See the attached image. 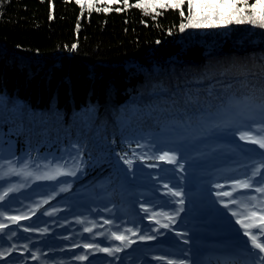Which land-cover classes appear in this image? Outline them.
<instances>
[{
    "label": "trees",
    "instance_id": "1",
    "mask_svg": "<svg viewBox=\"0 0 264 264\" xmlns=\"http://www.w3.org/2000/svg\"><path fill=\"white\" fill-rule=\"evenodd\" d=\"M152 2L0 0V196L8 192L0 206L13 205L16 194L35 197L38 210L58 198L96 196L112 216L142 228L141 202L163 200L168 180L264 151L240 139L264 135L259 122L222 112L218 99L250 97L239 112L264 99V29L181 32L180 9L134 6ZM248 70L256 75L242 74ZM190 95L201 105L186 103ZM226 121L231 126L216 127ZM164 152L183 170L156 159ZM55 168L76 175L45 178Z\"/></svg>",
    "mask_w": 264,
    "mask_h": 264
},
{
    "label": "rangeland",
    "instance_id": "2",
    "mask_svg": "<svg viewBox=\"0 0 264 264\" xmlns=\"http://www.w3.org/2000/svg\"><path fill=\"white\" fill-rule=\"evenodd\" d=\"M261 152L264 151L261 150L258 156L239 166L230 164L227 167L211 169L215 165L214 159L201 166L204 171L202 172L207 173V176L193 174V178L189 179L182 174L168 180V187L173 191H178L181 187L179 190L183 195L174 197L165 191L163 200L147 201L145 199L141 202L144 207L139 217L147 219L142 228L131 221L133 217L128 221L121 213L112 216L111 211L109 212L105 206L98 205L96 196L89 200H78V204L68 201L69 205L67 202L60 203L61 199L58 198L38 210L35 197L20 200L18 199L20 195L16 194L13 205L0 206V223L7 224V228L0 231V253L5 254V258L0 259V264H167V260H173L174 264H178L180 260H187L193 264L194 248L199 238L202 236L205 241L208 240L211 235L210 229L217 228L218 221L225 220V216L232 211L238 214L244 212L243 205L236 208L230 204L228 208H225L221 200L227 202L229 197H218L219 204L216 206L211 202V196L221 191H232L234 180L247 179L251 167L264 161ZM59 172L68 171L67 169L58 171V168H55L53 171L55 179L61 176ZM261 173L264 174V170ZM260 179V176L252 178L255 185L260 184ZM214 184L222 185V187L217 188ZM193 186L197 190L188 192ZM158 194L162 193L158 192ZM248 195L260 197V194L255 192H245L244 195H240L239 191L233 193V196L240 200H244ZM180 199L184 200L183 205L176 203ZM80 205L82 209H79ZM258 207H264V205H258ZM145 208L148 209L147 212ZM180 208L184 211L176 215V211ZM215 210L220 217L215 216ZM8 216H27L28 219L20 220L17 224L8 220ZM168 216L173 217L174 223L167 219ZM208 219L211 220L208 222ZM105 220L111 223L105 224ZM157 220L160 221L159 224L156 223ZM165 223L170 224L171 230L161 227ZM24 228L34 230L24 231ZM45 228L47 232L41 231ZM85 228H91L92 231L86 232ZM13 232L16 235H11ZM113 232L123 234L134 243L125 247L126 241L116 240L112 236ZM177 232L187 233V235L178 237ZM133 233L136 234L133 235ZM141 235L155 236V239L140 240ZM237 235L241 237L238 244L244 247L247 237L243 236L241 228H238ZM183 239H189L190 243L184 244ZM25 244L28 245V250L24 249ZM86 244H99L101 248L119 247L123 251L110 256L105 252L87 249L84 247ZM12 245H16L17 251L8 255L7 250ZM32 252H35L40 259H32ZM80 255H87L88 259H76ZM157 256L165 257V259H154Z\"/></svg>",
    "mask_w": 264,
    "mask_h": 264
},
{
    "label": "snow or ice",
    "instance_id": "3",
    "mask_svg": "<svg viewBox=\"0 0 264 264\" xmlns=\"http://www.w3.org/2000/svg\"><path fill=\"white\" fill-rule=\"evenodd\" d=\"M125 4L127 5V0H124ZM185 0H153L152 3H136L134 6L136 8H143L147 10L151 8L155 11L156 8L160 9H180V15L184 17L187 21L186 23H181L179 26V30L183 32L186 28H194V29H205V28H220V27H228L229 25H244L248 24L253 27H258L260 29H264V0H255V2L249 4L248 0H187V15L185 16V12L183 11V5ZM92 5L89 4V8ZM120 11V9H116ZM96 11H101V9H96ZM103 11H109L108 8H104ZM159 15V13H157ZM75 47V45H73ZM242 74L248 75L251 74L255 76L256 73L250 72H243ZM253 88L256 87V84L251 85ZM259 90L264 97V83L260 84ZM213 92L212 90L208 91V97H212ZM220 99L221 111L224 113L234 112L235 115L241 116L246 121H251L253 123L259 122L261 126V130H264V99L261 100V103L256 105L255 110H251L248 112H239L236 109L239 108V105L247 100L250 97H244L241 100L238 97L227 96ZM186 103L193 105V106H200L201 99L199 95L196 96H189ZM221 126H231L230 121H226L222 124H217L216 127ZM250 127V125H249ZM241 140H247L248 143L258 145L260 149H264V135H250L249 132H242L240 134ZM261 156H264V152H261ZM123 158V157H122ZM140 160H143L144 157H139ZM151 159V158H150ZM157 160L166 162L168 164H176L181 170H183V165L178 164L177 157L175 154H170L169 152H164L162 155L156 157ZM11 163V162H10ZM124 163L132 166V160L125 159ZM149 167H157L158 165L149 164ZM264 168V161L261 162L259 167H255L252 176L248 177L244 180H234L233 181V189L232 191H221L217 192L216 195L218 197H229L227 202L221 200L223 206L228 208L230 204L233 205H243L244 212L238 214L236 211H232V216L237 217L235 223L240 226L243 230V236L247 237V241L245 242L244 248L241 250L243 255L247 257V260L243 262V264H264V207H258V205H264V174L261 173V169ZM59 175H71L75 176V171H68V172H59ZM260 176V184L255 185L253 183L252 178ZM47 179H55L54 176L45 177ZM163 187L167 189V193L174 196L180 197L183 195L182 191H173L172 188H169L167 184H164ZM217 188L222 187V185H216ZM66 189H61V191H65ZM8 191H13V189H8ZM239 191L240 195H244L245 192H255L259 193L260 197L256 195H248L245 197L244 200L238 199V197H234L233 193ZM8 192L6 191L2 196H0V200L4 199V196H7ZM47 203V201H45ZM181 205L184 204V200L180 199L176 201ZM145 212L148 211L147 208L144 209ZM184 211L183 208H180L176 211V215L179 212ZM8 220L12 221L13 223H19L20 220L28 219L27 216H8ZM167 219L170 222L174 223L173 217L168 216ZM105 224L111 223L109 220L104 221ZM157 224L160 223L159 220L156 221ZM161 227L165 229L170 228L169 223L162 224ZM7 228V224L0 223V231H3ZM34 229L24 228V231H30ZM41 231L47 232V229H42ZM84 231L91 232V228H85ZM131 231V229H128ZM136 233H133L135 235ZM11 235H16L13 232ZM176 235L178 237H184L187 233L177 232ZM112 236L116 240L126 241L125 247L130 246V244L134 243V241L128 240L126 236L123 234H117L115 232L112 233ZM140 240H152L155 239V236H147L141 235ZM184 244H189V239H183ZM25 250H28V245L25 244ZM87 249H95L100 252H105L110 256H115L116 253L123 251L122 248H101L99 244H86L84 245ZM17 251L16 245H12L10 249L7 250L8 255H11L12 252ZM39 251V250H37ZM22 255V254H21ZM5 254L0 253V259H4ZM31 258L34 260L40 259L36 255L35 252L31 253ZM76 259L78 260H87V255H80L77 256ZM154 259L162 260L165 257L157 256ZM167 264H174L173 260H167ZM178 264H190L187 260H180ZM222 264H239V262L235 258H226Z\"/></svg>",
    "mask_w": 264,
    "mask_h": 264
},
{
    "label": "bare ground",
    "instance_id": "4",
    "mask_svg": "<svg viewBox=\"0 0 264 264\" xmlns=\"http://www.w3.org/2000/svg\"><path fill=\"white\" fill-rule=\"evenodd\" d=\"M218 217H220V216L218 215ZM218 223H220V225L222 224V226H224V225L226 224V222L223 221V220L218 221ZM215 232H216V231L214 230V231H213V234H214ZM192 259H193L194 261H196V260H195V257H193Z\"/></svg>",
    "mask_w": 264,
    "mask_h": 264
}]
</instances>
